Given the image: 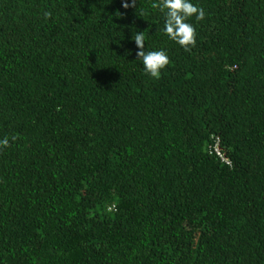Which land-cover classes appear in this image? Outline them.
Returning a JSON list of instances; mask_svg holds the SVG:
<instances>
[{"label":"trees","instance_id":"16d2710c","mask_svg":"<svg viewBox=\"0 0 264 264\" xmlns=\"http://www.w3.org/2000/svg\"><path fill=\"white\" fill-rule=\"evenodd\" d=\"M124 3L0 0V264H264V0Z\"/></svg>","mask_w":264,"mask_h":264},{"label":"clouds","instance_id":"9594fccd","mask_svg":"<svg viewBox=\"0 0 264 264\" xmlns=\"http://www.w3.org/2000/svg\"><path fill=\"white\" fill-rule=\"evenodd\" d=\"M137 0H131V5L124 3V8L135 7ZM151 8L158 10L163 16V27L161 29L164 36L174 42L185 51L190 50V46L195 43V29L187 21L195 17L196 21H201L205 17L204 10L198 8L192 0H152ZM48 13H45L47 16ZM119 16L120 13L118 12ZM131 42L134 43L136 59L143 65V70L147 76L152 79H159L162 70L169 63V58L165 51L145 50V39L143 32L137 31L131 36ZM13 140L15 137L12 138ZM9 146L7 137L0 139V149Z\"/></svg>","mask_w":264,"mask_h":264},{"label":"built area","instance_id":"2783aa9c","mask_svg":"<svg viewBox=\"0 0 264 264\" xmlns=\"http://www.w3.org/2000/svg\"><path fill=\"white\" fill-rule=\"evenodd\" d=\"M218 155L222 158L223 156L220 154L219 150L217 151Z\"/></svg>","mask_w":264,"mask_h":264}]
</instances>
